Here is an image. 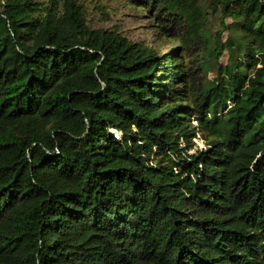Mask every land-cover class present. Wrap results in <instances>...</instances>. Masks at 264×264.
Here are the masks:
<instances>
[{
  "label": "trees",
  "instance_id": "trees-1",
  "mask_svg": "<svg viewBox=\"0 0 264 264\" xmlns=\"http://www.w3.org/2000/svg\"><path fill=\"white\" fill-rule=\"evenodd\" d=\"M120 1L0 0V264H264V0Z\"/></svg>",
  "mask_w": 264,
  "mask_h": 264
},
{
  "label": "rangeland",
  "instance_id": "rangeland-1",
  "mask_svg": "<svg viewBox=\"0 0 264 264\" xmlns=\"http://www.w3.org/2000/svg\"><path fill=\"white\" fill-rule=\"evenodd\" d=\"M81 2L86 12L88 24L92 28L116 32L132 43L142 42L159 53L167 51L173 45L181 44L180 40L173 43L168 42L154 29V24L147 13L130 8L120 0H81ZM209 26L214 32L220 28L219 22L213 16L210 17ZM187 33L189 35L186 37V43H188L193 30L188 29ZM195 145L198 148L204 147L200 140H196Z\"/></svg>",
  "mask_w": 264,
  "mask_h": 264
}]
</instances>
